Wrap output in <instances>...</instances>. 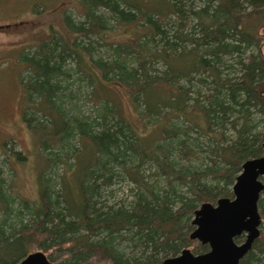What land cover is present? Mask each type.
I'll return each instance as SVG.
<instances>
[{"label": "trees", "instance_id": "1", "mask_svg": "<svg viewBox=\"0 0 264 264\" xmlns=\"http://www.w3.org/2000/svg\"><path fill=\"white\" fill-rule=\"evenodd\" d=\"M78 1L84 20L63 16L71 39L52 32L24 57L22 86L46 119L27 108L22 122L40 148L59 152L41 156L34 202L13 208L0 178V264L32 251L51 264H161L183 249L207 252L189 238L194 212L231 199L241 165L264 155V0ZM114 26L128 30L122 42L105 39ZM99 43L106 51L94 57ZM80 81L86 117L66 93ZM117 92L153 132L137 131ZM200 137L209 164L179 167ZM57 164L62 173H46ZM119 178L138 191L128 206L106 205L102 191ZM263 206L264 190L259 237L239 264H264Z\"/></svg>", "mask_w": 264, "mask_h": 264}, {"label": "rangeland", "instance_id": "2", "mask_svg": "<svg viewBox=\"0 0 264 264\" xmlns=\"http://www.w3.org/2000/svg\"><path fill=\"white\" fill-rule=\"evenodd\" d=\"M196 5L201 6L202 2L198 1ZM63 16H69L74 23L84 20L83 9L79 1L0 0V178L4 181V189L12 198L11 206L13 208L18 206L19 201L34 202L37 200L36 175L44 169L41 156L52 157V153L59 152L56 148L50 150L40 148V141L37 140L36 135L29 131L22 122L27 108L35 110V119L44 121L46 118L36 113L39 112L37 108L39 106L35 105L36 99L33 98L30 101L21 79L25 80L29 73L24 57L34 52L38 45L50 37L52 32L62 35L66 40L71 39L63 24ZM110 24L113 23L110 22ZM112 28V31L105 37L111 43L122 42L125 40L126 34L129 33L122 26ZM82 42L87 43V40ZM100 44H94L96 48L93 52L94 57L102 56L106 51V47ZM246 56H248V52L244 54L243 58ZM88 89L86 82L80 81L68 86L66 90V93L74 95L71 105L78 109L77 115L80 113L86 117L91 111V103L86 99ZM117 93L120 106L123 109L122 114L135 124L137 131L139 130L141 134L153 132L149 124L145 122V125L136 118L124 93ZM191 113H193L192 110ZM259 119L260 117L257 115L255 121ZM199 122L200 119L197 123ZM257 128V131L264 134V122L259 123ZM228 134L231 136L232 132L229 131ZM200 138V145L195 150V155L189 159L179 160V167L204 168L209 164L207 154L202 152V147H200L204 144L205 139ZM72 144H76L75 139ZM17 154H20V157H16ZM39 160L42 163H39ZM62 172L61 165L57 164L46 173L59 175ZM52 179L53 183L57 185V178L53 175ZM153 179L155 180L154 177ZM154 180L152 181L151 178L150 181L154 182ZM160 181V186H163L164 182ZM137 191L136 186L119 178L111 186L104 187L102 198L106 205L116 203L128 206ZM243 239V237H239L236 243H241Z\"/></svg>", "mask_w": 264, "mask_h": 264}, {"label": "water", "instance_id": "3", "mask_svg": "<svg viewBox=\"0 0 264 264\" xmlns=\"http://www.w3.org/2000/svg\"><path fill=\"white\" fill-rule=\"evenodd\" d=\"M264 152V142L262 143ZM264 155L246 160L232 186V198H220L215 205L203 203L191 221L192 241L208 246V251L195 255L183 249L161 264H239L259 237L261 216L258 211L264 184ZM243 236L241 243L236 239ZM18 264H51L41 251L27 254Z\"/></svg>", "mask_w": 264, "mask_h": 264}]
</instances>
